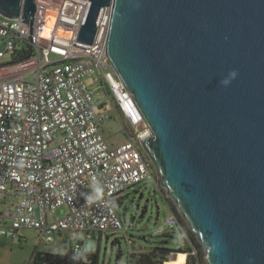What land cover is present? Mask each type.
Masks as SVG:
<instances>
[{
  "label": "water",
  "instance_id": "95a60500",
  "mask_svg": "<svg viewBox=\"0 0 264 264\" xmlns=\"http://www.w3.org/2000/svg\"><path fill=\"white\" fill-rule=\"evenodd\" d=\"M89 1L77 40L93 43L111 5L107 55L205 262L264 264V0ZM36 7L0 0V15L31 36Z\"/></svg>",
  "mask_w": 264,
  "mask_h": 264
},
{
  "label": "built area",
  "instance_id": "2783aa9c",
  "mask_svg": "<svg viewBox=\"0 0 264 264\" xmlns=\"http://www.w3.org/2000/svg\"><path fill=\"white\" fill-rule=\"evenodd\" d=\"M48 3L36 0L31 36L21 17L0 15V58L30 48L27 57L11 61L20 69L0 78V199L11 204L0 212V238H15L22 228L40 230L46 241L65 230L98 238L125 229L116 200L158 170L140 142L147 128L117 144L102 132L114 116L133 125L143 122L106 52L111 5L103 8L95 39L87 44L77 37L91 2L57 0L52 9ZM48 9L55 16L50 34L43 36ZM93 181L102 186L103 197L86 205L83 196ZM60 207L67 208L63 216L56 214ZM167 224L174 226L173 215ZM82 244L76 240L71 250Z\"/></svg>",
  "mask_w": 264,
  "mask_h": 264
},
{
  "label": "rangeland",
  "instance_id": "374dc122",
  "mask_svg": "<svg viewBox=\"0 0 264 264\" xmlns=\"http://www.w3.org/2000/svg\"><path fill=\"white\" fill-rule=\"evenodd\" d=\"M51 1L54 5L49 0L50 9L57 4V0ZM3 49L4 42L0 39V50ZM53 57L54 55L51 54L50 58ZM11 61L10 54L0 58V78L8 77L21 68L20 65H14ZM27 64L29 63L24 65ZM85 81L89 84L90 78H85ZM145 128L147 127L144 122L133 125L126 118L117 116L102 124V132L111 144L121 143L127 139V133L132 134L134 130L144 131ZM153 174L154 178L148 177L145 181L126 189L122 193L123 199L117 204V210L125 222L124 230L103 232L100 239L87 237L86 233L82 231L65 230L55 232L51 240L46 241L41 240L40 230L22 228L15 238H0V264H32L36 252H50L49 250L54 247L62 248L66 253H69L73 243L77 240L74 237L79 235H83L86 239H91L94 242L95 250L89 256L96 255L98 264H129V253L139 248L160 245L175 247L182 241L181 233L177 228L174 231L176 235L174 238H166L167 244L163 242L165 238L160 236V233L169 234L172 232L167 224V219L174 215L169 205L173 202L166 197L165 191L160 186L159 171H154ZM1 200L0 212H2L4 204ZM66 212V207H60L56 210L58 216H63ZM186 227H188L187 224ZM182 235L185 241L188 240L187 235L183 233ZM119 252H121V256L117 258Z\"/></svg>",
  "mask_w": 264,
  "mask_h": 264
},
{
  "label": "trees",
  "instance_id": "16d2710c",
  "mask_svg": "<svg viewBox=\"0 0 264 264\" xmlns=\"http://www.w3.org/2000/svg\"><path fill=\"white\" fill-rule=\"evenodd\" d=\"M30 54V48L27 46L23 48L21 51L14 53L11 55L12 62L20 61L21 59L27 57ZM11 62V63H12ZM135 131V130H134ZM133 134V133H132ZM129 134V135H132ZM128 135V136H129ZM123 199V196L116 200V206L120 203ZM171 211L174 213L175 217V224L171 227V231L169 234L160 233V236L164 237L163 240L164 244H167L168 241L166 238H174L175 235V228H177L182 236V241H180L175 247H168V245H160V246H153L149 248H139L138 250L131 251L128 256V263L129 264H204V254L205 249L203 245L198 242L197 238L195 237L194 233L186 227V222L181 216L178 208L174 205V203H169ZM124 221V220H123ZM183 234L187 235L188 240L184 239ZM102 232L98 235V239L101 238ZM79 241V240H78ZM116 241V239H115ZM83 242V241H80ZM193 248L196 251V254H191ZM170 252H178L175 257L168 258V254ZM187 256H186V253ZM72 254V250L67 253V255L60 256V255H52L50 252H36L32 259V264H73V261L70 259ZM121 252L118 253L117 258H120ZM168 260V261H167ZM88 264H98L97 256L92 255L88 256Z\"/></svg>",
  "mask_w": 264,
  "mask_h": 264
},
{
  "label": "clouds",
  "instance_id": "9594fccd",
  "mask_svg": "<svg viewBox=\"0 0 264 264\" xmlns=\"http://www.w3.org/2000/svg\"><path fill=\"white\" fill-rule=\"evenodd\" d=\"M236 76L237 72L235 70H232L228 74V77L224 78L221 83L224 85H228L232 79H235ZM83 197L85 199L86 205H93L95 203H98L103 197L102 186L96 184L95 181H93L91 190L88 193L84 194ZM74 238L79 241H83V244L81 247H77L72 250L70 259L73 261V264H88V256L95 250L94 242H92L91 239H86L83 235H79ZM49 251L52 255H67V253L62 248L54 247Z\"/></svg>",
  "mask_w": 264,
  "mask_h": 264
},
{
  "label": "bare ground",
  "instance_id": "6f19581e",
  "mask_svg": "<svg viewBox=\"0 0 264 264\" xmlns=\"http://www.w3.org/2000/svg\"><path fill=\"white\" fill-rule=\"evenodd\" d=\"M47 15H48V17H49V24L46 26V28L43 30V32H42V35L43 36H48L49 34H50V27H51V24H52V22L54 21V16H55V13L53 12V11H51L50 9H48L47 10ZM58 32H60L61 34H65L63 31H58ZM127 110H128V112H129V114H132V112H131V109H130V107H127ZM133 115V114H132ZM178 253V252H177ZM176 253V254H177ZM176 255H173V256H171V258L172 257H175ZM186 256H187V254H186ZM168 261V260H167ZM166 262V261H165ZM164 262V263H165ZM163 263V264H164Z\"/></svg>",
  "mask_w": 264,
  "mask_h": 264
},
{
  "label": "crops",
  "instance_id": "0c3cea01",
  "mask_svg": "<svg viewBox=\"0 0 264 264\" xmlns=\"http://www.w3.org/2000/svg\"><path fill=\"white\" fill-rule=\"evenodd\" d=\"M121 118H123V117H121ZM137 130H135V131H133L132 133H134V132H136ZM131 134V133H130ZM129 135V133H127V136ZM1 202H4V204H3V209L1 210L3 213H4V211H7V209L9 210V208H10V206H11V204H10V201H8V200H1ZM173 258V257H172Z\"/></svg>",
  "mask_w": 264,
  "mask_h": 264
}]
</instances>
